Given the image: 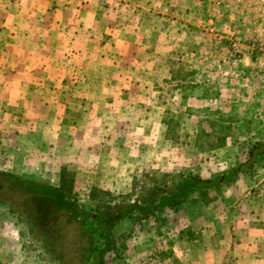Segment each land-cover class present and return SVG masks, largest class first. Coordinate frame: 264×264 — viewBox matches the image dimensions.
Returning <instances> with one entry per match:
<instances>
[{
	"label": "rangeland",
	"instance_id": "rangeland-1",
	"mask_svg": "<svg viewBox=\"0 0 264 264\" xmlns=\"http://www.w3.org/2000/svg\"><path fill=\"white\" fill-rule=\"evenodd\" d=\"M119 3L106 6L120 11L126 23L142 19V13ZM173 6L176 12L162 9L143 18L144 26L161 29L158 36L144 33L141 47L109 50L114 57L95 61L90 80L111 83L113 94L91 97L93 152L87 154L86 145L73 151L80 156L69 162L71 195L95 211L170 176L212 179L238 168L234 181L191 195L177 211H167L163 224L148 219L119 225L118 256L106 254L105 263L264 264V153L255 149L264 144V0H179ZM5 23L0 16V28ZM27 51L33 60L46 54L23 46L0 49V172H30L43 182L38 178L55 173L62 162L58 155L45 170L38 161L45 157V144L29 143L31 114L38 122L45 114L30 111L25 98L9 93L25 87L13 75L28 71ZM33 67L31 72L55 74L45 65ZM65 93L50 98L60 112L71 103ZM74 112L81 117V111ZM38 210L60 228L66 263L81 264L87 253L77 224L43 203L31 204L1 180L0 264H58L33 226Z\"/></svg>",
	"mask_w": 264,
	"mask_h": 264
},
{
	"label": "crops",
	"instance_id": "crops-1",
	"mask_svg": "<svg viewBox=\"0 0 264 264\" xmlns=\"http://www.w3.org/2000/svg\"><path fill=\"white\" fill-rule=\"evenodd\" d=\"M113 1L125 3L127 8L136 10L137 15L142 13V19L134 18L126 23V18L121 17L120 11L106 6L107 2ZM177 1L179 0H0V16L6 21L5 27L0 28V49L11 51L23 46L26 50H45L46 53L42 57L43 60H33L29 52H26L24 63L29 66L28 71L13 75L18 84L23 80L25 87L21 90L10 89L9 92L13 91V96L25 98L24 103L30 111L39 109L45 114L40 122L34 118L33 113L31 114L30 123H33V126L30 127L34 130L28 131L27 134L32 138L29 140L32 147L42 148L45 144V154H41L45 157L38 159L41 166L46 170L49 162L56 160L58 155L61 156L62 162H59L55 173H45L43 176L46 178L38 179L58 186L61 170H68L71 161L79 162L80 155L76 153H80L85 145L86 153L93 152L89 141L93 133H89L92 130L90 127L94 123L89 105L91 97L113 94L111 83L106 87V81L103 85H96L90 80V75L97 65L95 61L104 64L114 57L110 55L109 50L141 47L146 43L144 33L158 36L161 29L154 25L144 26L143 18L158 14L162 9L172 13L175 11L173 5H176ZM1 2H8L5 4L7 10L2 7ZM133 15L136 16L134 13ZM121 19H124V22ZM156 41L157 39H151L149 42L151 45H157ZM33 65H45L55 74L52 76L44 71L31 72ZM61 92H66L64 95L70 97L71 103L69 108L63 106L60 112V107L52 105L50 98ZM78 110L81 111V117L76 118L73 113ZM104 117H100L101 122H104ZM37 137L39 140L36 141ZM75 149L76 153H73ZM71 155L76 157V160L71 158ZM44 160L46 161L42 165L41 161ZM76 169H79V166ZM28 173L30 172L20 175L36 177Z\"/></svg>",
	"mask_w": 264,
	"mask_h": 264
},
{
	"label": "trees",
	"instance_id": "trees-1",
	"mask_svg": "<svg viewBox=\"0 0 264 264\" xmlns=\"http://www.w3.org/2000/svg\"><path fill=\"white\" fill-rule=\"evenodd\" d=\"M255 149H262L264 153V144H256ZM250 157L252 158L251 155ZM239 172L240 170L235 168L228 175L216 176L212 179H203L192 174L170 176L151 185L140 186L133 198L127 194L103 202L95 211L87 210L80 205L75 196L71 195L73 177L66 169L61 170L58 186L10 172H0V180L5 182V186L10 191L25 196L31 204L38 206L43 203L63 215L67 222L77 224L78 238L86 243L87 257L84 261H91L92 264H106V254L118 256L116 241L122 235L116 234V228L119 225L127 222L140 224L148 219L163 224L167 211H177L193 194L202 196L212 189H219L234 181ZM2 185L1 183V187ZM35 219L33 226H36L37 231L44 236L43 248L54 255L58 264H68L60 249L62 247L58 237L62 235L55 220L45 219L43 210L36 211ZM80 262L81 260L78 263Z\"/></svg>",
	"mask_w": 264,
	"mask_h": 264
},
{
	"label": "built area",
	"instance_id": "built-area-1",
	"mask_svg": "<svg viewBox=\"0 0 264 264\" xmlns=\"http://www.w3.org/2000/svg\"><path fill=\"white\" fill-rule=\"evenodd\" d=\"M262 50V49H261Z\"/></svg>",
	"mask_w": 264,
	"mask_h": 264
}]
</instances>
